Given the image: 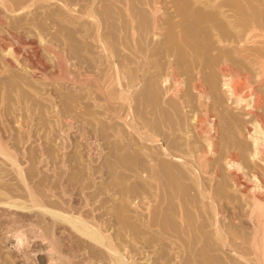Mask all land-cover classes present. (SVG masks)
Listing matches in <instances>:
<instances>
[{
    "label": "rangeland",
    "instance_id": "374dc122",
    "mask_svg": "<svg viewBox=\"0 0 264 264\" xmlns=\"http://www.w3.org/2000/svg\"><path fill=\"white\" fill-rule=\"evenodd\" d=\"M161 1L168 14L165 12L167 16L160 22L157 38L151 30L152 21L139 13L147 9L149 0H111L110 19L97 18L98 38H94L95 23L86 16L78 20H63L54 5L46 6L41 2L30 9L32 23L41 26L46 37L55 44L59 43L54 40L61 42L59 47L64 50L69 71H84L96 75V78L101 77L108 57L116 95L107 105L92 87H62L30 78L29 113L23 106L14 105L12 112L16 113L14 117L21 125L0 130V151H6L11 159L8 161L0 155V264H114L102 246L94 245L80 233H75L67 222L52 213L104 233L106 244L118 250L125 264H174L176 245L181 247L183 263L187 262L185 251L189 247L192 250L189 264H247L227 250L210 248L208 228L203 222V203L193 196L190 186L185 185L189 181L175 178L176 170L171 168L173 162L170 159L163 166L164 161H159V131L171 137V125L167 123L168 119L164 121L160 110L167 107L171 117L172 109H180V105L173 100L167 105L165 102L169 100L162 102L157 76L160 66L165 68L172 60L180 43L179 37H184L181 33L185 35L184 25L192 20L179 6L183 0ZM225 1L236 4L229 21L237 25L235 29L241 32L242 38L249 30L251 37L253 31L252 40L256 42L240 49L251 54L245 49L257 45L264 50V43H261L264 40V0ZM172 2L184 10L182 17L178 16L179 9L170 8ZM120 11H125L126 15ZM147 48L152 49V53H148L152 62L150 66L147 64ZM241 50L240 54H244ZM18 51L19 58L27 51L36 52L42 60L46 57L32 38L30 45L21 49L19 46ZM185 53L184 60H190V50L185 48ZM46 60L47 75L56 72ZM185 65L180 63L186 80L190 70L188 64ZM202 71L205 76L213 72L208 68ZM17 77L11 80L19 83L20 77ZM122 94L124 99L119 98ZM171 101L174 102L172 105ZM13 113H5L7 120ZM162 169H166L170 179H164ZM176 180L183 183L178 185ZM221 181L218 179L219 184L217 182L222 196L219 194L218 203L232 212L231 207H236L240 198L227 186L221 185ZM204 182L208 183L207 180ZM235 195L237 199H234ZM249 200L245 196L240 205L247 208ZM226 226L227 241L235 242L238 247L235 250L241 251L251 237L250 223L239 218L234 222L228 221ZM246 252L249 261L255 260L256 256H264L260 241L254 251L248 249Z\"/></svg>",
    "mask_w": 264,
    "mask_h": 264
},
{
    "label": "bare ground",
    "instance_id": "6f19581e",
    "mask_svg": "<svg viewBox=\"0 0 264 264\" xmlns=\"http://www.w3.org/2000/svg\"><path fill=\"white\" fill-rule=\"evenodd\" d=\"M110 1L111 0H0V130L6 126L19 127L21 125L17 121L19 119L14 117L16 113L14 114L12 110L14 105H17L20 108L23 106L25 111L28 112L29 104L27 105V103L30 100V78L38 81L40 80V82L46 81L45 83L49 81L52 82V84L62 87L66 85L81 89L85 86H89L94 88L96 94L99 95L98 97L101 96L107 105L110 104V100L116 94H114L113 91V73L110 71L111 66L109 65L108 57L106 58L105 72H103L101 77L96 78L94 77L96 75L93 76L91 73H86L84 71L78 72L76 70L75 72H71L67 67V58L64 54V50L59 47L61 42L58 40L54 41H57L59 44L52 42L46 37L47 34L43 32L44 29L38 26L37 23H32L30 19V9L32 10L35 3L41 2L46 6L54 5V8L57 9L56 13L59 17L61 16L63 20L64 18L78 20L80 17H88L90 21L95 23V34H93L94 38H98V35H96V32H98L97 18L100 16L105 19V21L110 19V15L112 14V2ZM223 1L183 0L182 3H180L182 5L175 2H172L170 5V8L172 7L175 10L179 9V17L182 15V10L184 9L185 11L183 10V14H187L192 20H188L190 22L188 24L186 23L187 26L184 25L185 35L184 32L181 33L184 37H179L180 43L177 46L178 48L175 49L172 60H170L168 64L165 62V64H167L165 68L160 66V73H158L157 76L160 95L163 99L162 102H165L164 99L166 101L169 100L165 102L167 105L170 100H173L180 105L179 109L175 106L177 103L175 105L173 104L177 109H172L173 106L171 107L173 114L171 117V113H169L170 111L167 110V107H161L162 110L160 111H162L164 121L166 122V119H168L167 123L169 126L171 125L169 127L171 128V137L165 134L166 132L160 133L159 131L157 150L160 157L159 161H164V163L161 162L162 166L167 164L165 163L166 160L170 159L171 163L173 162L171 168L176 170L177 177L175 178L189 181L188 184L185 185L190 186L192 191H194L193 196L203 203V210L205 209L203 212L205 216L202 215L204 220L202 221L206 223L205 226L208 228V235L211 241L209 243L210 248L222 251L227 250L233 255L238 256L239 259L247 261V264H264V256L261 258L256 256L253 261L247 260L248 258L246 259V251L248 249L254 251L258 241L261 242L264 248V230L261 231L262 222L264 221V197H262V194L264 195V50L260 48L261 46L258 48L256 47L257 45H255L256 49L254 46L253 48L249 47L245 49V51L249 50L253 54H249L250 52H243V47L246 46V44L253 45V43L256 42L252 40L253 31L251 37H249L251 32L249 30L245 33V37L242 38L243 35H240L241 32L239 33V31L235 29L237 25L235 26V24L229 21V17L233 16L234 12H232V9L236 7V4H234L235 2L228 3ZM163 4L164 2L161 0H149L147 9H144L145 11H138L140 16H146L152 21L151 30L154 31V38L158 37L156 32H160V22L167 13L165 10H168L166 9L167 7L164 8ZM178 5L183 9L178 8ZM246 6H248V4H246ZM117 7L118 6H116V8ZM138 8L140 9L141 7ZM242 9L243 8H241V10ZM259 10L260 12L263 11V9ZM229 12L232 14H229ZM120 13L122 12L120 11ZM174 13H176V11ZM122 14L126 15V12L123 11ZM170 15L172 16L171 13ZM237 15L239 14L237 13ZM50 16L49 14V17ZM146 17L144 18L147 19ZM247 17H249V15ZM184 18L185 17H183V19ZM61 19L58 20L61 21ZM245 19L244 17V20ZM30 38H32L36 46L41 48L46 54L45 60L46 58L48 59L56 72L47 75L45 60L40 59L34 51L31 53L30 51L27 53V51L24 56L19 58L18 47L20 46L21 49L24 45H30ZM261 43H264V40ZM105 47L106 46H104L103 49L107 53L108 49ZM241 47L243 48L242 50L240 49ZM185 48L189 49L192 53L190 60H184L185 55L188 54L185 53ZM147 49V64L150 66L152 62L149 60L148 53L150 54L152 49L150 48L151 51L149 48ZM240 50L244 54H240ZM183 52L185 53L184 57ZM180 63L182 65L188 64V70H190L188 73H190V76H188V78L186 77V80L183 78L185 70L184 72L182 70L183 73L181 72L182 68ZM162 65H164V63ZM204 68H208L209 70L212 69L213 72L205 76L206 74L202 73ZM188 70L186 69V71ZM17 76L20 77L19 83L11 80ZM184 80L186 82H184ZM85 91L87 92V90ZM119 96H121V94ZM119 98L124 99L123 94L122 98ZM173 101H171V105L174 103ZM7 112L10 115L11 113L14 114L11 118L9 117V120L5 117L7 116V114H5ZM166 113L169 114L167 115ZM0 146L2 148V145ZM0 155L6 160L11 161L6 151L5 153L0 151ZM14 163L12 162V164ZM169 166L170 165H168V168ZM164 168L167 167L165 166ZM162 170L164 179L169 178L167 176L168 172H165L166 169ZM167 171H169V169ZM218 179L222 180L221 185L227 186L240 198V201H236V207H233L234 209L231 207L233 210L232 212H229V209H226L222 203L221 205L218 203L219 201L217 198L219 194L221 196V193H219L221 191L219 187L217 188ZM205 180H207L208 183H205ZM176 181H178V185L181 183L180 180ZM185 189L186 188H184V190ZM188 195H190V193ZM236 195L235 198L233 196L234 199H237ZM245 196L250 198L247 208L243 207L244 204L240 205V202L243 201ZM193 200L194 202L196 201L195 199ZM197 210L198 209H196V212ZM52 215L67 222L71 229L76 231L75 233H80V235L85 237L89 242L94 245L97 244L100 247L102 246L109 256L112 257L114 264H125V260L118 250L113 248V245L106 244V236L103 235L104 233L102 234L95 227L89 228L81 222L62 218L56 213H52ZM239 218H243L250 223L251 237L241 251L239 249V251H236L235 249L238 247L235 246V242L233 245L230 243L231 240L227 241L229 235L226 233L227 230L225 232L226 228L224 229V227L228 221L234 222L235 219ZM182 246L184 247V244H182ZM176 247V256H174L176 260L174 264H189L192 252V250H190L191 248L188 247L185 251V254H187V262L185 261L186 263H183L181 247L179 245H176Z\"/></svg>",
    "mask_w": 264,
    "mask_h": 264
}]
</instances>
